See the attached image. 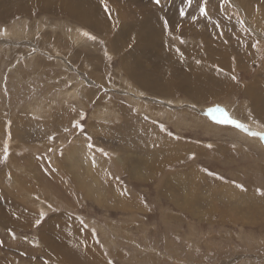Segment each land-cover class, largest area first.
I'll return each mask as SVG.
<instances>
[{"label":"rangeland","instance_id":"1","mask_svg":"<svg viewBox=\"0 0 264 264\" xmlns=\"http://www.w3.org/2000/svg\"><path fill=\"white\" fill-rule=\"evenodd\" d=\"M204 1L0 0V264H264V0ZM205 8L233 20L227 67L203 52ZM125 23L164 42L134 61ZM169 47L181 80L228 81L158 92L147 55Z\"/></svg>","mask_w":264,"mask_h":264},{"label":"bare ground","instance_id":"2","mask_svg":"<svg viewBox=\"0 0 264 264\" xmlns=\"http://www.w3.org/2000/svg\"><path fill=\"white\" fill-rule=\"evenodd\" d=\"M218 1V0H216ZM208 2V1H207ZM206 2V3H207ZM15 3H18V0H8V4H9V7ZM204 4H205V1H204ZM65 5V4H64ZM209 5V4H208ZM75 6V5H74ZM224 6L225 7H229L230 5L226 2H224ZM50 7V6H49ZM76 7V6H75ZM96 7V6H95ZM13 8V7H12ZM89 8H92V7H88ZM14 9V8H13ZM50 10L54 9V7H50L49 8ZM68 9V8H67ZM66 9V10H67ZM79 9V10H78ZM72 8L71 9V13L72 14H76L78 15L79 18H82L83 20H85V15L86 13L83 11V8ZM98 10V9H97ZM173 9H170V11H172ZM79 12V13H78ZM65 14V13H64ZM168 15V14H167ZM166 16V15H165ZM171 17H173L172 15H170ZM175 17V15H174ZM206 20H209L212 18V20L210 22H204L202 21L201 23H204V25L206 24V26L204 27H207V30L206 31H202L200 32L201 34H204L203 37H204V43H205V51H203L205 53V55L209 58L212 59V61L215 63V64H218V65H221V66H225L227 67V64L230 60V57L228 58L227 55H226V52H224L221 48H220V44L222 41H219L218 39H222L226 42H222L221 45H224V46H228V48L233 51V20H230L227 15L225 13H222L221 11H216V13H214L212 16H209L207 15L206 17ZM166 19V18H165ZM179 19V18H178ZM233 19V18H232ZM177 20V19H176ZM118 23V22H117ZM224 23V27H228L229 29V35H223L222 33V26L221 24ZM143 24H145V26L148 25L147 22H144ZM169 24H172V21L169 22ZM167 24V25H169ZM201 25V24H200ZM174 28L176 27V24H173L172 25ZM105 28L107 29H110V26L109 25H105L104 26ZM126 28V29H125ZM182 28V27H181ZM235 28V27H234ZM260 28V27H259ZM185 29V28H184ZM227 29V28H226ZM238 29V28H237ZM187 30V29H186ZM230 30L232 32H230ZM125 31L129 32L131 35H133V40L136 41L137 43V47L136 49L134 50V52L137 50L138 53H135V56L133 55V52L132 51H129L128 52V57H132L134 61H137L138 62V57L137 55L139 53H143V48L142 46L144 47V49H149V46L150 44L154 43L155 41H158L157 39H152V38H149V37H142V38H137L136 39V33L134 30H132L130 28V26L125 23L124 27H123V32L122 34L125 33ZM184 32H187L185 30H183ZM239 32V31H238ZM199 33V34H200ZM225 34V33H224ZM241 34V33H240ZM237 35V34H236ZM150 36L152 37V33L150 34ZM155 37H157V35H154ZM153 36V37H154ZM163 36V34H162ZM200 36V35H199ZM240 36V35H239ZM239 38V37H238ZM241 39H244L243 36L240 37ZM136 39V40H135ZM132 40V39H131ZM129 40V41H131ZM164 40V38H163ZM159 42H164V41H158L156 44L157 46L159 45ZM263 42V41H262ZM166 45V43H165ZM165 47V46H164ZM167 47V46H166ZM164 49H167L166 51L163 50V53L167 56V57H162V55H164L163 53H161L159 56H153L150 54L147 55V58L151 61H156L159 66L161 67L160 71L158 72V76L163 80L162 82L166 81V80H171V86H169V88H165L163 91H158V92H165L166 90L170 91V89H182L184 90L185 94H187V89H188V92L192 93L193 90L189 91V86H193V87H201L200 90L202 89H205V90H208V89H212V87H215V86H218V84L221 85V83L226 79L228 81V78H225L223 77L222 73L221 72H215V73H212L211 71H201L199 70L198 74L195 75L194 73L190 75V73L186 76H184V78L181 80V77H179L177 74L180 72L181 68H179V64L178 66L174 65L172 66L171 64V60L172 58L173 59H176L179 57L178 53L173 51L170 47L169 48H164ZM188 53V52H187ZM233 53V52H232ZM189 55V54H188ZM203 56V55H202ZM184 61H181V67H185L186 65H184ZM231 61V60H230ZM233 62V61H232ZM156 64V63H155ZM231 64V63H230ZM187 65H192L194 66L193 63H190V64H187ZM212 65L208 66V67H211ZM229 66V65H228ZM140 67H143L142 65H140ZM230 67V66H229ZM135 68L137 69V66H136V62L133 63V67L131 68V73L133 75L136 74V70ZM210 69V68H209ZM225 69V68H224ZM140 71L142 70V68L139 69ZM223 71V70H222ZM202 73V74H201ZM225 73V72H224ZM228 73V71H227ZM169 75H171V79L169 78ZM200 75H203V76H200ZM228 75V74H226ZM225 76V75H224ZM155 77L153 74L152 75H145V76H140L139 78L137 77L138 81H141V84L143 83L144 86L145 84H147V86H150L151 84V80L152 78ZM174 77H177L180 82H176V81H173ZM175 80V79H174ZM177 80V79H176ZM191 80H193L191 82ZM191 83V85H190ZM255 83V82H254ZM165 84H168L167 81L165 82ZM234 85V84H233ZM262 85V83H261ZM192 87V88H193ZM220 87V86H219ZM218 87V89H219ZM153 89H156V87H153ZM197 89V88H196ZM199 89V88H198ZM225 89V88H224ZM230 90V89H229ZM180 91V90H179ZM212 91V90H211ZM218 91V90H217ZM200 92V91H199ZM199 92H195V94H199ZM171 93V92H170ZM179 93V92H178ZM203 93V92H202ZM222 93V92H221ZM201 94V93H200ZM199 94V95H200ZM198 96V95H197ZM203 96V95H202ZM219 96V95H218ZM252 96V95H251ZM171 98V97H170ZM200 98V97H199ZM263 116H264V112L262 111ZM52 223H55L54 225H56V222L55 221H50L46 228L48 226H51ZM54 248V247H53ZM55 252H57V255L59 257V259H61L62 261H71V258L70 256L66 255L63 250H58L56 248H54ZM74 262V261H73ZM78 264V263H77Z\"/></svg>","mask_w":264,"mask_h":264},{"label":"snow or ice","instance_id":"3","mask_svg":"<svg viewBox=\"0 0 264 264\" xmlns=\"http://www.w3.org/2000/svg\"><path fill=\"white\" fill-rule=\"evenodd\" d=\"M102 2H103V0H102ZM155 2L158 5L160 4V0H155ZM188 3H189V5H191L192 4V0H188ZM205 3H206V0H205ZM202 14L205 15V16L207 15L206 8L202 9ZM85 35H87V34H85ZM92 39H94V37H92ZM210 115L213 116V118L217 121V123L232 124V125H234L237 128H240V129H243L245 131H248V129H246L243 124L238 123L237 121L231 119L224 109H220V108L211 109L210 110ZM250 135H253V136L259 135L261 139H264V133H260V134L250 133ZM261 195H264V192H262Z\"/></svg>","mask_w":264,"mask_h":264},{"label":"crops","instance_id":"4","mask_svg":"<svg viewBox=\"0 0 264 264\" xmlns=\"http://www.w3.org/2000/svg\"><path fill=\"white\" fill-rule=\"evenodd\" d=\"M49 222H50V221H49ZM49 222H48V223H49ZM46 226H47V225H46ZM46 226L44 227V229H43V230H45V229H46ZM41 239H42V238H41ZM43 239H44V240H46L47 238H46V237H45V238L43 237ZM54 243H55V242H54ZM61 249H62V248H61ZM58 259H59V257H58Z\"/></svg>","mask_w":264,"mask_h":264}]
</instances>
